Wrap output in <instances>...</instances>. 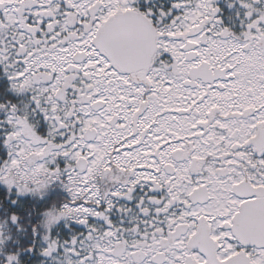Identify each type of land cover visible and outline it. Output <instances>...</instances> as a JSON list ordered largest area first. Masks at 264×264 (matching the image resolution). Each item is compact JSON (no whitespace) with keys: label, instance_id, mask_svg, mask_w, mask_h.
Here are the masks:
<instances>
[{"label":"snow or ice","instance_id":"obj_1","mask_svg":"<svg viewBox=\"0 0 264 264\" xmlns=\"http://www.w3.org/2000/svg\"><path fill=\"white\" fill-rule=\"evenodd\" d=\"M0 264H264V0H0Z\"/></svg>","mask_w":264,"mask_h":264}]
</instances>
